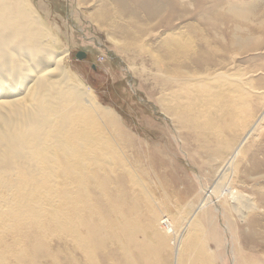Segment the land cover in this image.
Listing matches in <instances>:
<instances>
[{
    "label": "bare ground",
    "instance_id": "bare-ground-1",
    "mask_svg": "<svg viewBox=\"0 0 264 264\" xmlns=\"http://www.w3.org/2000/svg\"><path fill=\"white\" fill-rule=\"evenodd\" d=\"M109 6L102 3L100 10L107 19L126 18L124 12H110ZM223 10L211 11L208 21L199 17V10L188 8L162 17L159 10H152L142 20L132 13L127 19L130 25L117 26L127 37L119 45L122 51H144L139 38L146 31L136 23L151 24L153 32L148 34L153 35L157 29H176L187 21V27L169 32L159 48L162 61L155 56L153 64L181 77L178 83L165 82L174 89L175 103L162 99L163 109L197 138L217 132V122H227L215 106L218 83L227 75L216 74L218 67L228 65L220 58L247 52L253 41L247 34L250 10ZM47 31L28 0H0V260L4 259L0 264H151L156 254L167 250L178 257L183 237L173 224L176 221L169 215L157 218L158 210L148 206L151 198L143 189L145 197L137 192L121 154L123 146L133 150L136 139L111 108L95 103L89 86L70 76L61 64L67 51L54 52L48 45L56 39ZM256 117L246 128L239 121L227 125L240 133L236 143L234 135L207 147V153L222 157L217 178L234 173L243 146L251 136H260L264 109ZM114 154L121 158L117 166L110 164ZM258 170L254 165L244 173L261 179L264 173ZM219 181L206 197L217 191ZM254 188L263 209L257 212L256 205L251 214L242 207L249 205L247 195L232 188L220 192L240 219L251 216L252 235L264 220V190ZM141 214L155 244L140 237ZM168 237L174 250L167 245ZM196 259V264H206L200 251Z\"/></svg>",
    "mask_w": 264,
    "mask_h": 264
},
{
    "label": "rangeland",
    "instance_id": "rangeland-1",
    "mask_svg": "<svg viewBox=\"0 0 264 264\" xmlns=\"http://www.w3.org/2000/svg\"><path fill=\"white\" fill-rule=\"evenodd\" d=\"M28 1L41 16L47 32L52 33L57 40L48 46L59 54L67 51L61 64L70 76L75 82L82 81L89 86L96 99L95 103L111 108L119 116L123 127L136 139L137 145L131 148L133 150L123 146L121 154L131 171L133 181L138 185L137 192L145 197V191L151 198L148 199L151 202L148 206H155L159 212L157 218L169 215L173 222L176 221L173 223L176 229L182 233L179 258L170 250L160 251L151 264H196L199 251L206 264H264V234L261 235L264 220L260 222L258 219L260 225H256L257 232L252 235L248 224L251 216L240 219L227 196L220 195L226 188L238 189L250 200L248 206H242L246 214H251L256 205L259 208L257 212L263 209L253 190H257L255 186L264 190V177L254 179L256 177L251 178L244 171L255 165L264 173V128L260 136H251L243 146L242 153L235 162L233 172L236 174L228 172L217 178V169L223 164L222 157L207 153V147L213 148L234 135V143L237 142L240 133L227 128L232 121H239L246 128L264 109V0ZM102 3L110 5V12H124L126 18L116 16L112 21L107 19L100 12ZM222 7H225V11L230 7L241 10L247 8L251 11H248L247 34L253 41L251 40L252 45L247 52L228 59L220 58L228 65L226 68L218 67L216 74L226 72L227 75L221 77L218 83L217 91L220 95L217 96L215 106L227 122H217V132L213 130L214 133L205 135L206 138H197L163 109L162 99L168 104L175 103L174 89L166 87L165 82L178 83L181 77L172 74L174 71L167 72L153 64L155 56L162 61L159 48L163 47L169 32L187 27V21L179 22L176 29H157L154 33H159L153 35L148 34L153 32L151 24L147 25L144 21L136 23V26L141 24L146 31L139 38H142L140 44L147 49L144 51H122L119 45H123L121 43L127 37L117 31V26L127 24L128 15L132 13L138 14L142 20L143 17L149 18L148 13L152 10H159L158 17H162L171 11L181 13L184 8L193 12L199 10V17L208 21L211 19H208L209 13L215 9L221 11ZM96 15L101 16L102 20L95 19ZM238 22H241L240 18ZM132 28L138 31L135 27ZM194 39L197 40L196 35ZM78 51H85L86 58L78 59ZM202 146L205 147L204 151L201 150ZM120 161L121 158L115 154L110 158L111 166H117ZM218 181L220 185L217 191L210 195L211 199L206 197L207 190L212 189ZM130 182L132 184L131 176ZM56 189L59 196L57 186ZM143 216L140 215L138 223L142 228L140 237H147L155 244ZM157 218L155 223L160 230ZM168 240L167 245L174 250L171 237Z\"/></svg>",
    "mask_w": 264,
    "mask_h": 264
},
{
    "label": "water",
    "instance_id": "water-1",
    "mask_svg": "<svg viewBox=\"0 0 264 264\" xmlns=\"http://www.w3.org/2000/svg\"><path fill=\"white\" fill-rule=\"evenodd\" d=\"M86 56H87V53L85 51H78L76 54V57L81 60L86 58Z\"/></svg>",
    "mask_w": 264,
    "mask_h": 264
}]
</instances>
